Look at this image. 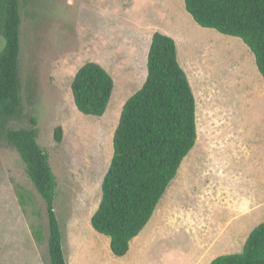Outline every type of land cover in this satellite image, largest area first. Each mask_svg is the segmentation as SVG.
Wrapping results in <instances>:
<instances>
[{
	"label": "rangeland",
	"instance_id": "374dc122",
	"mask_svg": "<svg viewBox=\"0 0 264 264\" xmlns=\"http://www.w3.org/2000/svg\"><path fill=\"white\" fill-rule=\"evenodd\" d=\"M18 13L19 106L16 114L0 119V264H49L45 201L1 132L29 127L37 129L56 178L53 206L68 264H123L90 216L101 198L123 104L146 78L156 31L175 40L197 95L200 166L190 174L189 192L172 205L181 165L159 202L161 219H168L159 228L160 241L158 233L150 234L155 213L142 232L149 234L147 243L140 250L132 246L124 263L209 264L218 255L240 252L249 232L264 221V204L230 221L245 224L236 242L203 241L211 221L204 223L191 211L226 202L239 207L242 193L264 197V80L247 45L200 26L184 0H18ZM88 61L101 64L114 81L101 116L80 112L71 92L76 71ZM57 126L60 142L54 139ZM227 214L215 211L216 225L224 226Z\"/></svg>",
	"mask_w": 264,
	"mask_h": 264
},
{
	"label": "trees",
	"instance_id": "16d2710c",
	"mask_svg": "<svg viewBox=\"0 0 264 264\" xmlns=\"http://www.w3.org/2000/svg\"><path fill=\"white\" fill-rule=\"evenodd\" d=\"M184 6L200 26L240 38L264 80V0H184ZM19 22L18 0H0V31L7 41L0 52V119L16 114L19 106ZM113 88L111 75L94 61L85 62L71 82L75 106L86 115H103ZM1 132L45 201L49 264H68L53 206L56 178L48 153L37 142V129ZM61 136L62 128L55 127L54 139L60 142ZM196 138L195 96L176 42L156 31L147 53L146 78L123 104L101 198L90 217L93 229L109 237L115 256H124L131 239L147 225ZM36 237L40 239V231ZM209 264H264V221L250 231L240 252L218 255Z\"/></svg>",
	"mask_w": 264,
	"mask_h": 264
},
{
	"label": "crops",
	"instance_id": "0c3cea01",
	"mask_svg": "<svg viewBox=\"0 0 264 264\" xmlns=\"http://www.w3.org/2000/svg\"><path fill=\"white\" fill-rule=\"evenodd\" d=\"M177 57L179 60L178 50H177ZM179 63H180V60H179ZM183 63L186 67L185 61ZM180 65H181V63H180ZM186 70H187V67H186ZM186 70H185V72H186ZM186 74H187V72H186ZM187 76H188V74H187ZM188 79L190 82V80H191L190 76H188ZM191 82H190V85L192 88L193 84H191ZM192 91H193V88H192ZM193 93H194V91H193ZM194 96H195V115H196L197 138H196L194 146L187 153V155L193 150V148H195V149H194V152L191 155V157H189L188 159H186V161H184L185 157L187 156L186 155L180 164V167L183 164L182 175H181V178L179 179V181H176L178 186L174 187V197L175 198H173L174 200L170 199L171 200L170 204H172V205H176L177 203H179L182 200V198L184 197V195L187 192H189L190 182L194 178V177H190V174L192 173V171L194 170V167L196 165L198 166V169L200 166V163H199V159H200L199 154L200 153H199V148H198V142H199L198 101H197L196 92L194 93ZM196 101H197V103H196ZM180 167H179V169H180ZM179 169H178V171H179ZM198 169H195L196 173L198 172ZM178 171H177L176 176L173 178V180L168 185V187H167L165 193L163 194L162 198L165 196V194L167 193V191L171 187L172 182L176 179V177L178 175ZM196 173H194V176H196ZM184 184H185V186H184ZM180 185L183 186V190H180V187H179ZM240 201L241 202H240L239 207L225 206L227 203L226 202L225 204H222L220 207L215 208V209L211 208V206H208V205L202 206L200 208H195V207L193 208V211H191V215L194 214L195 218L203 220L204 223H207L206 221H208V220L211 221L209 224L210 229L202 235L203 241L208 240V241H211L212 243L215 244V241H217L218 239H221V238L227 240L228 242H236L239 239L241 233L243 232L242 229L245 226V224L244 223L236 224V223H233L230 221L235 220V219H240L242 216V215H238L240 213L243 215L249 214L251 211H256L257 208L259 209L260 207H262L264 204V197L262 199H259V198H256V199L251 198L250 199V198L245 197V195L242 193V195H240ZM167 203H169V202H167ZM159 205H160V203H158L157 207L155 208L153 215H152L151 219L149 220V222L147 223V225L141 230V232L139 234H137L135 237H133L131 239V241L129 243V250L132 248V246H134L135 248L140 250L147 243V241H148L147 239L149 237V234L146 235V234H143L142 232L153 221L155 213H156V215H158V219L155 222L153 221L154 223L151 227V233L150 234L153 233L154 238H156L157 233H158L157 240L160 241L159 238H160L161 230L159 232V228L161 227L162 223H165L168 219H161L160 211L162 210V207H164V206L159 208ZM164 205H166V203ZM215 211H220L223 215H225V212H228L227 215H229V218L226 219V223L224 226L219 227V225H216V223H215L216 218H214ZM93 212H92V214H93ZM223 219H224V217H223ZM109 242L110 241H108V243ZM129 250H128V252H129ZM128 252L124 256H120V257L115 256L113 253L112 254L115 256V258H118L116 260H118L119 263L122 262L123 264H127V262L124 263V260H125V257L127 256Z\"/></svg>",
	"mask_w": 264,
	"mask_h": 264
},
{
	"label": "water",
	"instance_id": "95a60500",
	"mask_svg": "<svg viewBox=\"0 0 264 264\" xmlns=\"http://www.w3.org/2000/svg\"><path fill=\"white\" fill-rule=\"evenodd\" d=\"M6 43H7L6 38L0 31V52H2V50L5 48Z\"/></svg>",
	"mask_w": 264,
	"mask_h": 264
}]
</instances>
